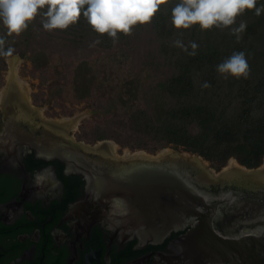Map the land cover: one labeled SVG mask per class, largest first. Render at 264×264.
Instances as JSON below:
<instances>
[{
    "label": "flooded vegetation",
    "instance_id": "obj_1",
    "mask_svg": "<svg viewBox=\"0 0 264 264\" xmlns=\"http://www.w3.org/2000/svg\"><path fill=\"white\" fill-rule=\"evenodd\" d=\"M22 91L14 79L3 101L0 93V264H264L263 162L249 168L203 158L206 173L193 182L198 209L151 207L147 220V202L133 200L134 212L129 201L121 214L119 198L105 201L61 158L64 143L81 142L71 128L41 114ZM98 142L84 144L103 157L110 145ZM118 147L115 160L125 156Z\"/></svg>",
    "mask_w": 264,
    "mask_h": 264
},
{
    "label": "trees",
    "instance_id": "obj_2",
    "mask_svg": "<svg viewBox=\"0 0 264 264\" xmlns=\"http://www.w3.org/2000/svg\"><path fill=\"white\" fill-rule=\"evenodd\" d=\"M178 2L164 0L149 23L115 39L96 33L83 16L66 29H44L39 13L18 35H8L2 25L0 29L13 54L30 51L34 60L53 53L76 61L119 48L126 54L120 57L131 58L133 67L149 70L153 82L140 75L126 92L108 99L110 117L98 127L94 141L151 151L171 145L219 166L234 158L258 167L264 159V11L256 15L254 9L245 10L226 27L176 29L171 12ZM262 5L264 0H257ZM241 23L245 29L233 31ZM237 52L245 55L248 75L220 73L217 66ZM0 61L5 63L2 57ZM83 70L76 79L79 98L91 95L96 80Z\"/></svg>",
    "mask_w": 264,
    "mask_h": 264
},
{
    "label": "rangeland",
    "instance_id": "obj_3",
    "mask_svg": "<svg viewBox=\"0 0 264 264\" xmlns=\"http://www.w3.org/2000/svg\"><path fill=\"white\" fill-rule=\"evenodd\" d=\"M2 35L0 29V36ZM8 45L10 47V40H5V46L8 47ZM121 54L126 55L124 50L113 48L108 52H98L89 58L76 61L53 53H47L44 57L34 60L35 57L32 58L30 51H25L23 55L20 52H15L13 56L19 57L18 61L13 60L12 57L0 55V58L2 57L5 62L3 64L0 61V93L7 91L6 88L9 87L11 79L17 78L18 84L20 82L24 84L22 92L27 96L29 103L41 114H45L53 120H63L79 141L94 144L98 142L94 141L96 130L98 127L104 126L105 121L110 117L109 112L106 111L108 99L119 91L126 92L131 81L138 79L140 75L142 79H148L147 83L153 82L152 76H147L149 70L140 72L142 67L140 68L138 65L133 67L132 59L127 56L120 57ZM83 68H85L83 71H90L96 76L91 95L87 98H79V90L76 89L79 87V84L77 86L76 83L77 74L82 72ZM154 82L156 81L154 80ZM141 83L143 85L144 82L141 81ZM145 88L144 85L140 87V90L144 91ZM100 103L101 107L98 106ZM118 146L120 155L125 151L130 155L142 154L148 157H157L173 151L183 152L171 145L157 148L155 151L119 144ZM230 160L234 162V158Z\"/></svg>",
    "mask_w": 264,
    "mask_h": 264
},
{
    "label": "clouds",
    "instance_id": "obj_4",
    "mask_svg": "<svg viewBox=\"0 0 264 264\" xmlns=\"http://www.w3.org/2000/svg\"><path fill=\"white\" fill-rule=\"evenodd\" d=\"M162 2L164 0H0V25L8 35H18L38 13L44 17L42 26L46 30L66 29L83 16L96 33H106L115 39L118 33L128 34L134 26L149 23ZM253 9L260 15L264 5L257 6V0H179L171 15L176 29L198 25L206 30L233 25L239 14ZM245 27L241 23L233 31L241 32ZM4 44V37L0 36V55L18 61L19 57L13 56L14 49L4 48ZM192 47L195 49L196 44ZM217 68L220 73L237 78L246 77L249 71L242 52L234 53Z\"/></svg>",
    "mask_w": 264,
    "mask_h": 264
},
{
    "label": "water",
    "instance_id": "obj_5",
    "mask_svg": "<svg viewBox=\"0 0 264 264\" xmlns=\"http://www.w3.org/2000/svg\"><path fill=\"white\" fill-rule=\"evenodd\" d=\"M74 143L68 141L64 143L61 158L70 167L81 173L88 182V188L98 191V196L105 201L113 195L119 198L121 214L124 213V208L127 209L129 201L134 205L133 200L138 207L147 202L146 211L145 209L143 211L146 214L141 215L142 218L147 217V220L151 217L147 211L151 207L158 209L162 207L163 214L173 208V212L179 215L183 210H190L193 207L196 210L201 206L199 203L200 188L196 187L193 182L201 179L200 173L202 175L206 172L202 169L204 159L197 154L173 151L162 155L164 159L162 164L158 160L154 162L147 159L148 156L145 158H143L144 156H134L137 158H130V162L127 163L129 159L127 155L115 160L111 156L114 152L109 149V152L107 151L103 157H99L94 155L90 145H85L83 142ZM105 143L118 146L117 143L109 140H102L95 146ZM114 161L116 164L113 168ZM149 162L156 165L153 164V166ZM197 172L200 173L197 174ZM125 202H127V207ZM135 205L131 210L132 213L136 209ZM191 206L193 207L191 208ZM168 232L165 230L160 236L162 237Z\"/></svg>",
    "mask_w": 264,
    "mask_h": 264
},
{
    "label": "bare ground",
    "instance_id": "obj_6",
    "mask_svg": "<svg viewBox=\"0 0 264 264\" xmlns=\"http://www.w3.org/2000/svg\"><path fill=\"white\" fill-rule=\"evenodd\" d=\"M15 80H17V78H16ZM11 82H12V79L10 80V83H11ZM20 83H21L22 87H24V84H23L22 82H20ZM20 83H19V84H20ZM6 89H7V88H6ZM5 96H6V97L8 96L7 93H6V91L3 92V93L1 94V101L4 100ZM109 145H110V147H109L108 149H110L111 152H115V151H117V146H115V145H113V144H109ZM124 154H125V155H129V153H128L127 151H125Z\"/></svg>",
    "mask_w": 264,
    "mask_h": 264
}]
</instances>
